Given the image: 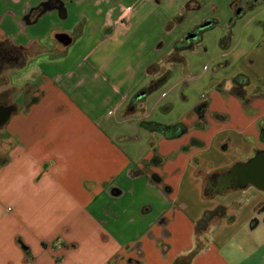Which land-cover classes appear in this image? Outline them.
<instances>
[{
  "label": "crops",
  "instance_id": "0c3cea01",
  "mask_svg": "<svg viewBox=\"0 0 264 264\" xmlns=\"http://www.w3.org/2000/svg\"><path fill=\"white\" fill-rule=\"evenodd\" d=\"M160 1L0 0V37L20 47L70 35L85 21L59 54L49 45L30 56L47 53L23 82L11 78L22 96L0 127V264H264L263 228L260 239L254 234L263 194L204 192L207 177L264 149V2L227 3L228 20L239 4L241 16L251 15L242 25L254 29L238 33L237 25L226 48L204 49L213 69L199 80L209 94L189 102L188 76L139 96L156 79L147 67L190 27L157 55L164 37H144L140 12ZM162 22L154 14L152 25ZM141 120L187 130L166 138ZM220 204L227 217L197 245V221Z\"/></svg>",
  "mask_w": 264,
  "mask_h": 264
},
{
  "label": "rangeland",
  "instance_id": "374dc122",
  "mask_svg": "<svg viewBox=\"0 0 264 264\" xmlns=\"http://www.w3.org/2000/svg\"><path fill=\"white\" fill-rule=\"evenodd\" d=\"M229 1H232V0H204V2L203 1L201 2L200 0H198L199 7L195 10L188 11L185 18L179 22H175L173 21V19L174 17H176L177 15L181 13L185 5L187 4L186 2H188V0L185 1V3H183L181 7H177V8L174 7V4L170 3V0H163L162 2L160 1L158 4H156L154 7L153 5L152 7L151 6L144 7L140 12V15L144 16L145 18V21L143 22L144 29L142 30L144 37L145 38L150 37L152 39L153 38L162 39L164 37L163 39L164 42L156 43V46H159L160 44V47H157V51H156L157 55H159L165 50H168L167 47H168L169 42L173 39V35L176 34L178 30L182 29L186 25H189L190 27L187 29V31H185V33L182 36H180V39L178 40H181L184 36L189 34L194 28H196V26L201 25L205 22L212 21V20L215 21V24H213L211 27H208L201 31L198 40L193 42L191 48L184 49L180 52V55L183 57L182 63L170 64L167 60H164L162 62L159 61V66H156L152 69V71L155 72L154 73L155 76H158L159 74L165 72L167 69H170V76L168 80L171 83H174L177 80H180L182 82L183 79H186L184 77L188 76V79L186 80L187 88H186L185 94L189 102L192 100L198 99L200 97L201 92H203L204 95L209 94V91H207L206 89L203 90L202 81L199 79L201 77H204L205 79L207 75L211 73L213 69V63H212L211 58H209L208 55L215 53L218 49V45L220 48H222L220 45V39L222 38V36L230 35V39H231V37L234 35L233 27L235 28L237 25H239L238 33L245 32L246 30L252 31V29H254L251 23H249L247 27L242 25V23L243 24L246 23V21L250 18L251 15L241 16L239 13H237L233 9V12H232L233 17H231V19L229 20L226 18L228 15L227 3ZM192 13H198V14H195V16H193ZM154 14H156L157 20H159L160 18H163V22L161 26L152 25V17H154ZM193 17L200 18L199 21H197L198 23H196L198 25L192 23L195 19ZM263 17H264V13H263ZM175 30L177 31L174 32ZM4 34H5L4 31L0 32V36L1 35L3 36ZM141 39L142 37H140V40ZM50 42L53 43L52 38L50 39ZM175 42L173 43V46ZM48 43L49 42L47 41L45 44L47 45ZM58 49L60 50L61 47H59ZM204 49H207L208 53L206 54L208 55H204L205 54ZM52 50L53 51H50V55L52 56L57 55L60 52L58 50H55V48ZM172 50H173V47L170 51L172 52ZM202 53L204 54L200 56ZM46 54L47 53H42L36 56L37 61L36 59H33V58L27 59L22 68H19V69L16 68V70L7 71L6 75L9 78L7 86L8 88H12V91H11L12 96L14 97L18 96L17 94H18L20 87L16 86L15 88H13V85L10 84L11 78L15 80V82L17 83L23 82L24 81L22 78L23 74H25L26 71L30 69L33 65L37 64L39 60L43 59L46 56ZM182 84L180 85V89L182 87ZM4 86L5 85L3 84L2 87L0 88L2 89L4 88ZM160 89H159V94L161 92ZM231 89H233V87H231ZM170 96H172V94H170ZM178 96H179V91H178L177 97ZM2 135L3 134L0 132V163L4 161L7 155V145L4 142V138ZM248 158L249 157H247L243 161L247 160ZM247 189H250L252 191L256 190L252 186H248ZM240 191L241 190H239L238 192L241 193ZM233 192H235V190H229L228 192L224 194L226 195V194H230ZM260 193H262L264 197V191H260ZM238 204L239 203L236 201L230 202L229 206L235 208V206H237ZM228 210H229V207L225 204H220L219 206H217L213 214V219H211L208 223V227L209 225H212V224H218L224 217H227ZM258 219L260 221V225L255 229L254 234L258 236L257 239H260L261 238L260 231L263 228V251H264V203H263V210L261 211V214L258 216ZM204 233L205 232H199L195 235V241L197 245H199V243L202 244L206 240L205 239L206 236Z\"/></svg>",
  "mask_w": 264,
  "mask_h": 264
},
{
  "label": "trees",
  "instance_id": "16d2710c",
  "mask_svg": "<svg viewBox=\"0 0 264 264\" xmlns=\"http://www.w3.org/2000/svg\"><path fill=\"white\" fill-rule=\"evenodd\" d=\"M263 2H264V0H263ZM198 7H199L198 0H189L187 2V4L185 5L184 9L181 11V13L179 15H177L176 17H174L173 21H175V22L182 21L185 18V16L187 15L188 11L195 10ZM205 23H208V25L206 27L201 28L202 24L198 25L189 34L184 36L181 40L176 41L174 46H173L172 52L169 53L168 55H166L162 59V61L167 60L170 64L182 63L183 57L180 55V52L184 49L191 48L193 42L198 40L201 31L208 28V27H211L213 24H215V21L212 20V21L205 22ZM84 24H85L84 19H81L77 23V25L74 28V32L76 33V36H78L79 33H81V31L84 27ZM229 42H230V35L229 36L224 35L220 39V45L222 48H226L229 45ZM156 66H159V64L147 67V69H146L147 74H150V75L153 74L152 69ZM169 76H170V69H167L165 72L156 76V79L152 80L149 83L148 87L143 89V91L140 94H142L144 92L147 93V92H150L156 88H159L162 84H164L168 80ZM235 81L246 84L247 78H245V77L243 79L237 78ZM140 94H139V96H141ZM239 94L241 96L243 95L241 92H239ZM136 98H138V97L135 96L134 99H136ZM134 99L127 106V110H131L135 106ZM139 126L141 128L146 129V130H149V131L158 132L166 138L178 137V136L182 135L183 133H185L187 130L186 126L181 122H177L174 124H163V123H159L156 121L141 120L139 122ZM6 161H7V158L4 161H2L0 163V165L4 164ZM213 214H214V211H205L202 214L201 218L197 221V223L195 225V235L199 232H204L206 230L209 221L212 219ZM194 252H197V249H194Z\"/></svg>",
  "mask_w": 264,
  "mask_h": 264
},
{
  "label": "water",
  "instance_id": "95a60500",
  "mask_svg": "<svg viewBox=\"0 0 264 264\" xmlns=\"http://www.w3.org/2000/svg\"><path fill=\"white\" fill-rule=\"evenodd\" d=\"M207 25L208 23H204L201 28ZM55 37L64 46L72 42L71 36L65 32L57 33ZM248 186L264 191V149L255 152L247 160L238 161L225 171L216 173L214 179L207 177L204 192L206 195L224 194L229 190H240Z\"/></svg>",
  "mask_w": 264,
  "mask_h": 264
},
{
  "label": "flooded vegetation",
  "instance_id": "af4514ba",
  "mask_svg": "<svg viewBox=\"0 0 264 264\" xmlns=\"http://www.w3.org/2000/svg\"><path fill=\"white\" fill-rule=\"evenodd\" d=\"M43 9V6H39L29 13V15L34 14L37 15L39 12H41ZM235 11L237 13H242L243 8L241 5L236 4L235 5ZM57 33L55 32L52 41L53 43L48 41L49 43L46 45H38L36 43H30L28 46L20 47L17 45H14L10 40L3 39L0 37V87L4 84V88H0V127L3 125L4 120L6 119L7 115L12 111L13 109V103L16 99L20 98L22 96V92L19 89L18 96L14 97L11 94L12 88H8V80L6 73L9 70H16V68H22L25 64L26 60L30 58V56L34 55L36 52H40L49 48V45L52 48H59L64 46L56 37ZM72 38L74 39L76 37L75 33H70ZM18 71V70H17ZM13 88H15L13 86ZM216 173L211 175V177L214 179ZM213 184L215 185L216 182L214 181Z\"/></svg>",
  "mask_w": 264,
  "mask_h": 264
}]
</instances>
